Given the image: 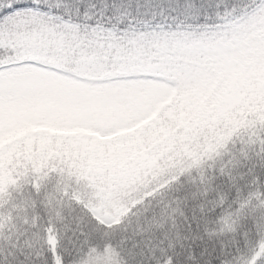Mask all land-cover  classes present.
I'll return each mask as SVG.
<instances>
[{
	"label": "snow or ice",
	"instance_id": "1",
	"mask_svg": "<svg viewBox=\"0 0 264 264\" xmlns=\"http://www.w3.org/2000/svg\"><path fill=\"white\" fill-rule=\"evenodd\" d=\"M259 25L264 0H0V264H264Z\"/></svg>",
	"mask_w": 264,
	"mask_h": 264
},
{
	"label": "trees",
	"instance_id": "2",
	"mask_svg": "<svg viewBox=\"0 0 264 264\" xmlns=\"http://www.w3.org/2000/svg\"><path fill=\"white\" fill-rule=\"evenodd\" d=\"M145 7L151 6L153 8H159L161 4L167 7V0H138ZM264 25H259L248 37L243 45L242 58L244 60L258 59L261 50H264ZM249 81L253 84H258L264 81V72L257 71L252 74Z\"/></svg>",
	"mask_w": 264,
	"mask_h": 264
},
{
	"label": "rangeland",
	"instance_id": "3",
	"mask_svg": "<svg viewBox=\"0 0 264 264\" xmlns=\"http://www.w3.org/2000/svg\"><path fill=\"white\" fill-rule=\"evenodd\" d=\"M253 32H254V31H253ZM245 61H246V63L248 64L249 68L251 69V70L249 71V73H248V78H250L254 72L259 71V70L257 69V58H255V59H250V60H245Z\"/></svg>",
	"mask_w": 264,
	"mask_h": 264
}]
</instances>
